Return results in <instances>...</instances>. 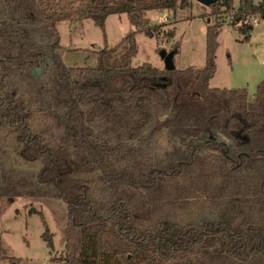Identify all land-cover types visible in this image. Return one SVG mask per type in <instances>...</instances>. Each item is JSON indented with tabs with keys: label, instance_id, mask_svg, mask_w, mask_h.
<instances>
[{
	"label": "trees",
	"instance_id": "16d2710c",
	"mask_svg": "<svg viewBox=\"0 0 264 264\" xmlns=\"http://www.w3.org/2000/svg\"><path fill=\"white\" fill-rule=\"evenodd\" d=\"M2 1L0 202L63 200V264H264V79L253 95L210 86L222 24L207 26L203 67L169 71L131 65L136 33L157 37L147 12L191 0ZM211 7L218 16L234 0ZM113 14L136 30L96 66L67 65L57 24L92 19L105 31ZM252 14L264 20V0L241 2L238 19ZM253 29L240 31L248 40ZM162 131L171 147L158 154ZM13 154L40 168L18 171ZM43 237L53 250L48 228ZM1 249L0 238V262Z\"/></svg>",
	"mask_w": 264,
	"mask_h": 264
},
{
	"label": "rangeland",
	"instance_id": "374dc122",
	"mask_svg": "<svg viewBox=\"0 0 264 264\" xmlns=\"http://www.w3.org/2000/svg\"><path fill=\"white\" fill-rule=\"evenodd\" d=\"M192 6L177 10H150L147 12L150 25H160L157 37H149L144 32L136 33L138 53L131 65L143 63L164 69L165 64L161 50L168 52L177 50L175 66L184 69L189 66L203 67L206 62L207 26L216 21L222 24L218 36L219 46L216 51L217 69L210 80L211 87L245 88L253 95L257 86L264 79V21L255 26L250 38L240 31L243 23L236 16L237 9L243 0H234V9L224 11L216 16L212 7L191 0ZM255 3L261 0H252ZM160 12H164L161 15ZM6 10L0 0V17ZM60 33L61 54L64 62L71 65H97V52L107 46L114 48L123 38L136 27L131 24L126 14L110 15L105 24V31L97 26L92 19L82 23L70 24L62 21L57 24ZM175 28L174 38L167 32ZM50 39L47 38V41ZM178 46V48H177ZM127 44L121 46L117 55L126 50ZM86 61V62H85ZM42 73L39 68L38 74ZM171 147L166 131L157 138V152L162 154ZM16 169L23 173L37 171L39 163H27L13 154ZM35 208L37 211L31 212ZM67 204L51 197H19L4 199L0 202V238L1 253L7 260L0 264H10L12 256L21 258L18 264H63L59 259L65 254ZM47 227L45 226V222ZM46 228L53 234L54 249L52 250L43 234ZM55 259V260H53Z\"/></svg>",
	"mask_w": 264,
	"mask_h": 264
},
{
	"label": "water",
	"instance_id": "95a60500",
	"mask_svg": "<svg viewBox=\"0 0 264 264\" xmlns=\"http://www.w3.org/2000/svg\"><path fill=\"white\" fill-rule=\"evenodd\" d=\"M200 3H202L203 5L210 7L212 4L216 3L218 0H196ZM177 54V50H172L170 52H168L166 49H162L161 50V56L164 60V64L165 67L164 69L172 71L176 69L175 66V55ZM39 71V68L37 69V72ZM157 85H161V84H157ZM163 86H166L165 84H163Z\"/></svg>",
	"mask_w": 264,
	"mask_h": 264
},
{
	"label": "built area",
	"instance_id": "2783aa9c",
	"mask_svg": "<svg viewBox=\"0 0 264 264\" xmlns=\"http://www.w3.org/2000/svg\"><path fill=\"white\" fill-rule=\"evenodd\" d=\"M262 21L263 19L259 14H252L251 16L247 17L244 21H240V22L252 24L255 27L258 26Z\"/></svg>",
	"mask_w": 264,
	"mask_h": 264
},
{
	"label": "crops",
	"instance_id": "0c3cea01",
	"mask_svg": "<svg viewBox=\"0 0 264 264\" xmlns=\"http://www.w3.org/2000/svg\"><path fill=\"white\" fill-rule=\"evenodd\" d=\"M160 14H161V15H164V12H160ZM263 21H264V20H263ZM17 258H19V257H17Z\"/></svg>",
	"mask_w": 264,
	"mask_h": 264
}]
</instances>
